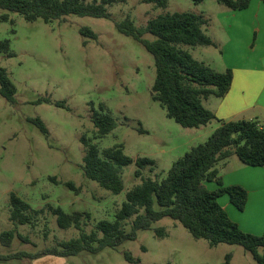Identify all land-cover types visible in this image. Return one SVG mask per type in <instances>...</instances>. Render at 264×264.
<instances>
[{
  "label": "rangeland",
  "instance_id": "rangeland-1",
  "mask_svg": "<svg viewBox=\"0 0 264 264\" xmlns=\"http://www.w3.org/2000/svg\"><path fill=\"white\" fill-rule=\"evenodd\" d=\"M210 2L227 9L215 0L200 4L168 0L165 9L142 0H120L108 7L111 19L67 15L49 23L41 19L28 22L17 13L0 10V40H8L9 52L14 54L9 57L0 52V68L6 70L16 87L14 104L0 95V233L12 231L22 236L16 235L9 246L0 241V251L4 256L17 252L33 255L0 260L4 261L0 264H130L124 252L140 264H223L227 254L234 256L231 264H257L241 246L209 247L205 240L194 239L180 223L169 218L153 224L162 229L161 236L154 230L139 231L135 240L96 254L82 251L69 257L36 256L58 242L78 238L80 231L59 228L55 216L48 211L33 216L31 224L19 225L9 220L10 193L33 210L49 204L67 214L89 213V218H81L86 234L95 230L98 221L115 219L126 201V192L141 179L134 176V164L124 167V188L117 195L87 179L81 168L82 135L97 145L101 155L106 148L119 144L133 159L154 160L155 167L144 169L142 177L158 181L166 176L174 161L207 140L213 132L210 126L183 128L152 99L153 58L136 40L121 34L114 21L128 18L136 27H144L148 20L164 13L206 16L217 9L202 13L210 8ZM4 14L6 21L1 19ZM82 27L93 31L96 39L83 37L79 31ZM144 38L153 39L148 34ZM181 46L196 60L202 49L214 51L204 46ZM41 98L52 103H37ZM55 102H64L65 107H57ZM100 104L117 121V127L104 138H96L91 122V108L98 109ZM31 118L43 121L48 136L29 121ZM230 157V161L240 162L235 154ZM68 181L79 188L78 193L64 185ZM204 185L208 190L216 188L214 182ZM132 219L126 222V228Z\"/></svg>",
  "mask_w": 264,
  "mask_h": 264
},
{
  "label": "trees",
  "instance_id": "trees-1",
  "mask_svg": "<svg viewBox=\"0 0 264 264\" xmlns=\"http://www.w3.org/2000/svg\"><path fill=\"white\" fill-rule=\"evenodd\" d=\"M120 0H0V10L14 12L33 22L41 19L45 23L62 20L67 15L111 19L108 7ZM200 4L203 0H191ZM232 11H241L249 7L251 0H215ZM264 4V0H261ZM165 9L168 0H142ZM6 21V14L1 16ZM207 20L202 14L193 12L164 13L148 20L144 27H136L125 18L114 21L116 29L123 35L132 37L152 56L155 65V78L152 85V99L166 110V116L183 128H199L218 121L219 126L207 140L190 148L183 156L173 162L167 174L160 181L143 178L142 172L152 170L156 163L148 157L136 159L124 153L122 145L106 148L101 155L96 144L85 135L80 142L84 148L82 171L84 176L96 182L101 188L117 195L123 188L121 171L134 164V176L140 178L139 184L128 190L126 201L122 203L113 221L100 220L95 230L86 234L82 229L81 218L90 217L89 213H65L60 207L47 204L42 209L33 210L31 206L16 196L9 195V220L19 225L31 224L33 216L45 211L55 216L61 229L75 228L80 231L78 238L58 242L56 246L37 253L58 257L75 256L82 251L92 254L105 248L115 249L125 241H133L139 231L154 230L161 236L162 229L153 224L169 218L180 223L194 239L205 240L209 247L219 244L238 245L249 252L257 264H264V232L251 235L243 232L220 206L218 198L228 195L230 203L243 210L247 201V192L240 185L225 186L218 176L217 164L233 153L247 166L264 167V127L256 122L237 120L223 122L203 106V100L210 96L223 97L229 90L233 78L227 69L218 72L198 61L181 45L214 46L203 28ZM85 38L96 39V34L87 27L80 28ZM151 35L152 40L144 38ZM0 52L13 57L9 52V41L0 40ZM16 87L6 70L0 68V95L10 104L15 103ZM37 103H52L41 98ZM64 102H55L57 107H65ZM40 132L48 136V130L40 118H31ZM91 122L96 138H104L117 127L116 119L106 110L104 104L98 109L91 108ZM140 133L142 131L140 130ZM232 148V151L230 150ZM54 180V178H51ZM214 182L216 188L208 190L204 183ZM64 185L78 193L73 182ZM132 221L129 228L126 222ZM101 233L102 236L98 237ZM21 235L12 231L0 233V241L9 246L14 237ZM33 255L17 252L0 256V260L31 258ZM125 260L130 264H140L129 252H124ZM231 255L225 256L223 264H229Z\"/></svg>",
  "mask_w": 264,
  "mask_h": 264
},
{
  "label": "crops",
  "instance_id": "crops-1",
  "mask_svg": "<svg viewBox=\"0 0 264 264\" xmlns=\"http://www.w3.org/2000/svg\"><path fill=\"white\" fill-rule=\"evenodd\" d=\"M209 6L202 13L217 9L204 16L207 24L203 30L215 45L204 47L214 51L202 49L198 61L218 72L230 69L233 78L223 97L210 96L203 100V106L220 121L248 120L264 127V4L251 0L249 7L241 11L219 9L211 2ZM219 124L212 120L199 129L210 126L214 131ZM231 158L217 164L218 176L225 186H242L247 201L242 211L230 203L226 194L218 202L243 232L259 236L264 232V167L247 166ZM0 255L4 256L1 251Z\"/></svg>",
  "mask_w": 264,
  "mask_h": 264
},
{
  "label": "water",
  "instance_id": "water-1",
  "mask_svg": "<svg viewBox=\"0 0 264 264\" xmlns=\"http://www.w3.org/2000/svg\"><path fill=\"white\" fill-rule=\"evenodd\" d=\"M152 95H153V93H152Z\"/></svg>",
  "mask_w": 264,
  "mask_h": 264
}]
</instances>
